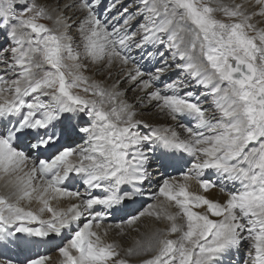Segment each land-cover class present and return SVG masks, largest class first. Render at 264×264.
<instances>
[{
  "label": "snow or ice",
  "instance_id": "snow-or-ice-1",
  "mask_svg": "<svg viewBox=\"0 0 264 264\" xmlns=\"http://www.w3.org/2000/svg\"><path fill=\"white\" fill-rule=\"evenodd\" d=\"M100 3L0 0V249L225 264L246 243L264 264V0H139L110 19ZM149 106L187 123L153 125Z\"/></svg>",
  "mask_w": 264,
  "mask_h": 264
},
{
  "label": "bare ground",
  "instance_id": "bare-ground-1",
  "mask_svg": "<svg viewBox=\"0 0 264 264\" xmlns=\"http://www.w3.org/2000/svg\"><path fill=\"white\" fill-rule=\"evenodd\" d=\"M48 2L51 3L52 0H48ZM138 2H139V0L135 1L134 4H136V3L138 4ZM97 8L99 9L98 11H96L97 15L100 16L101 19H105V17L103 16V13L101 12V6H99ZM136 54H137V51L134 50L133 55H136ZM137 58L139 59V56H137ZM156 62H157V60H152V62H150V63L142 60L141 64H142V66H145L147 68V66H150V65L154 66L156 64ZM132 95L133 94L130 92L129 93V98L130 99H131ZM150 115H152L151 117H153L151 119H154L155 121H153V122L152 121H147V122H149V123H151L153 125L166 126L168 124H173V126H175L176 123H187V121L172 122L166 116H164L163 114H160L156 109L152 108L151 106H149L148 108L142 109L141 112H140V118L141 119H142L143 116H150ZM143 120H144V118H143ZM177 130L178 131H182L181 129H177ZM170 170H172V169H170ZM74 186H76V187L78 186L76 182H74ZM152 187L153 188L148 189V191L155 190V187H156L155 182H153ZM192 190L193 191L198 190V186L196 185L195 181L192 182ZM9 192H10V189L5 188L4 187V181L0 180V195H7V194H9ZM218 195H219V193L217 192V190H213V192L211 193V197L212 198H216ZM220 199L223 200V197L221 196ZM67 203H68V201H64V202L61 203V206H66ZM33 207H35V205H33ZM110 219L119 220L120 217H113V218H110ZM106 223H108V221ZM144 224L147 226V230H149V231H151L154 227H164V225H162V224H154V222L151 219H149V218H145L144 219ZM116 231L117 230H115V229L112 231V233H111L112 238L116 239L124 247L129 246L131 244L130 237H121V236L116 234ZM132 235H135V234H132ZM245 245H247V244L245 243L243 246H245ZM42 248L45 249L44 253H43ZM55 250H57L55 246H43V247L35 248V249H32V250H23L22 251V250L16 248L15 246L10 245L7 249H0V253L6 254L7 256H11L17 261H23L26 256H28V257H37L39 255H46L48 253H51L52 256H50L51 260H50L49 264H60V260L62 258L60 257L58 251L53 253V251H55ZM237 254L239 255L238 252H237ZM230 258H233V256H231L230 254H229V256L225 257V264H231V260H229ZM140 259H141L140 257L134 258L135 264H139V260Z\"/></svg>",
  "mask_w": 264,
  "mask_h": 264
},
{
  "label": "rangeland",
  "instance_id": "rangeland-1",
  "mask_svg": "<svg viewBox=\"0 0 264 264\" xmlns=\"http://www.w3.org/2000/svg\"><path fill=\"white\" fill-rule=\"evenodd\" d=\"M135 1H137V0H118V2H117V0H101V3H100L99 6H101V12L103 13V16L105 18L110 19L113 15H115V14L123 11V8H125V7H128L129 12H134L136 10L137 5H138L137 3L134 4ZM113 3H116V7L113 8L111 11H107L108 7L111 4H113ZM98 10L99 9L96 8V11H98ZM139 22H140L139 18L137 20H135V21L132 22V30H135L136 29L137 24ZM5 44H6V41H5L4 37L2 35H0V47L5 46ZM144 61L149 62V63L152 62V61H149L147 59L146 60L144 59ZM156 64H157V62H156ZM156 64L154 66H156ZM150 66H147V68L150 69V68H152L153 65H150ZM151 116L152 115H150V116H143L142 119L144 118V120H146V121H152V122L155 121L154 119H151V118H153ZM82 142L83 141H81V140H78L77 141V143H82ZM170 172L173 175H176L177 174L176 173V170H174V169L170 170ZM76 183L78 185L77 187H80L81 190H83L82 186H80L77 181H76ZM151 188H153V187L151 186L149 189H151ZM144 203L145 204H147V203H153V201L150 200V199H148L147 197H145L144 198ZM117 222H119V220H115V219L114 220H112V219L108 220V223L109 224H115ZM246 248H247V245H245V246L242 245L241 248H240V250L238 251L239 255L237 254V252H233V253L230 254L231 256H233V258H230L229 259V260H231V264H244V260L246 259V255H245ZM42 250H43V253H44L45 249L42 248ZM56 251H58V250L53 251V253L56 252ZM46 255L52 256L51 253H48Z\"/></svg>",
  "mask_w": 264,
  "mask_h": 264
}]
</instances>
